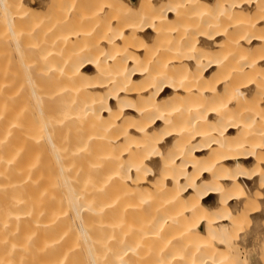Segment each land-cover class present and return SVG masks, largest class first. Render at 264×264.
Segmentation results:
<instances>
[{
	"label": "bare ground",
	"instance_id": "1",
	"mask_svg": "<svg viewBox=\"0 0 264 264\" xmlns=\"http://www.w3.org/2000/svg\"><path fill=\"white\" fill-rule=\"evenodd\" d=\"M263 244L264 0H0V264Z\"/></svg>",
	"mask_w": 264,
	"mask_h": 264
},
{
	"label": "rangeland",
	"instance_id": "2",
	"mask_svg": "<svg viewBox=\"0 0 264 264\" xmlns=\"http://www.w3.org/2000/svg\"><path fill=\"white\" fill-rule=\"evenodd\" d=\"M58 5H59V4H58ZM61 5H62V6H61ZM59 6H60V7H63V4H60ZM58 8H59V7H58ZM57 63H58V62H57ZM260 248H261V249L259 250V252H260V251L262 252V251H263V248H264V244H263V246L261 245ZM261 252H260V257H261V256L263 257L264 255H261ZM262 257H261V259L263 260L264 258H262ZM262 262H263V261H262ZM262 262H261V264H262ZM263 264H264V262H263Z\"/></svg>",
	"mask_w": 264,
	"mask_h": 264
}]
</instances>
